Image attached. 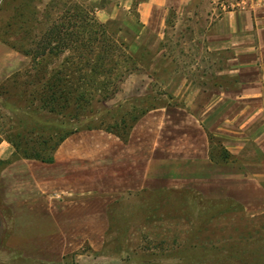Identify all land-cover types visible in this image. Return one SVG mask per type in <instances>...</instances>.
<instances>
[{"label": "crops", "instance_id": "crops-1", "mask_svg": "<svg viewBox=\"0 0 264 264\" xmlns=\"http://www.w3.org/2000/svg\"><path fill=\"white\" fill-rule=\"evenodd\" d=\"M132 1L136 38L148 48L168 12L192 2L119 0L118 7ZM95 14L109 20L104 7ZM205 41L223 53L219 74L231 76V86H195L184 95L180 85L172 92L183 95L180 104L148 109L123 139L83 129L54 149L51 162L19 158L0 168V264H65L72 255L83 264L85 247L105 250L111 207L140 194L191 191L264 212V4L222 12ZM5 150L0 158L12 153Z\"/></svg>", "mask_w": 264, "mask_h": 264}, {"label": "rangeland", "instance_id": "rangeland-1", "mask_svg": "<svg viewBox=\"0 0 264 264\" xmlns=\"http://www.w3.org/2000/svg\"><path fill=\"white\" fill-rule=\"evenodd\" d=\"M118 1L0 0V153L12 150L0 158V168L24 158L25 152L46 155L55 141L43 144L54 134L57 116L31 98L36 88L33 75L42 67L47 72L56 68L70 54L65 48L53 57L47 47L44 56L39 53L53 23L62 20L68 28L74 4L95 16L96 10L106 8L107 31L124 42L132 56L131 71L117 83L112 97L93 101L91 107L98 111L93 125L101 131L111 128L123 134L142 111L180 104L183 95L172 94L180 85L183 93L216 82L233 84L231 76L219 74L225 58L221 51L208 49L206 36L222 12L257 5L258 0H192L182 9L170 10L154 48L136 38L141 32L136 2L125 10ZM86 125L76 121L72 126ZM109 213L105 250L99 255L85 247L80 251L86 255L83 264H264V212L252 215L237 201L205 200L191 191L140 194L113 205ZM77 259L67 257L65 264H79Z\"/></svg>", "mask_w": 264, "mask_h": 264}, {"label": "trees", "instance_id": "trees-1", "mask_svg": "<svg viewBox=\"0 0 264 264\" xmlns=\"http://www.w3.org/2000/svg\"><path fill=\"white\" fill-rule=\"evenodd\" d=\"M72 6L68 28L62 20L53 23L52 28L46 30L42 52L39 53L44 56L47 47L53 57L65 48L70 54L56 68L47 72L46 67H42L33 75L36 88L31 98L37 99L46 113L57 116V123L52 127L54 134L47 137L43 144L49 145L47 142L51 139L55 141L50 144L48 154L25 152L24 158L51 162L54 149L68 135L83 130L73 127V122L84 121L87 124L84 129L101 128L93 125L98 112L91 107L93 101L102 103L111 98L118 89L117 83L131 71L132 56L127 53L124 42L115 39L91 10L79 4ZM32 57L33 60L38 58ZM147 110L133 117L123 134L111 128L104 131L123 139L133 123ZM28 148V143H25L24 150Z\"/></svg>", "mask_w": 264, "mask_h": 264}, {"label": "built area", "instance_id": "built-area-1", "mask_svg": "<svg viewBox=\"0 0 264 264\" xmlns=\"http://www.w3.org/2000/svg\"><path fill=\"white\" fill-rule=\"evenodd\" d=\"M259 4H264V0H258Z\"/></svg>", "mask_w": 264, "mask_h": 264}]
</instances>
